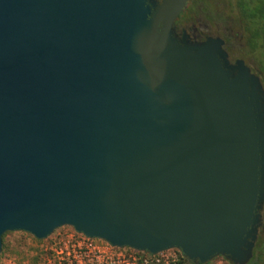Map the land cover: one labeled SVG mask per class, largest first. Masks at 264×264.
I'll use <instances>...</instances> for the list:
<instances>
[{
    "label": "water",
    "instance_id": "water-1",
    "mask_svg": "<svg viewBox=\"0 0 264 264\" xmlns=\"http://www.w3.org/2000/svg\"><path fill=\"white\" fill-rule=\"evenodd\" d=\"M189 0H0L3 236L71 226L247 264L264 208V83Z\"/></svg>",
    "mask_w": 264,
    "mask_h": 264
},
{
    "label": "rangeland",
    "instance_id": "rangeland-1",
    "mask_svg": "<svg viewBox=\"0 0 264 264\" xmlns=\"http://www.w3.org/2000/svg\"><path fill=\"white\" fill-rule=\"evenodd\" d=\"M230 0H209L208 6L203 2L199 4L196 16L199 18L206 33H224L228 38L234 58H241L255 71L264 75V49L256 52L247 47L243 37L244 32L233 23ZM208 10H204V8ZM71 226L56 229L45 239H38L25 231H10L3 236L0 264H60L56 252L61 247H70V238L60 236V233L73 232ZM264 235L261 230L259 235ZM95 239V238H94ZM99 244L106 241L95 240ZM67 243V245L65 244ZM210 264H233L223 256H219L209 262ZM185 264H190L185 262Z\"/></svg>",
    "mask_w": 264,
    "mask_h": 264
},
{
    "label": "built area",
    "instance_id": "built-area-1",
    "mask_svg": "<svg viewBox=\"0 0 264 264\" xmlns=\"http://www.w3.org/2000/svg\"><path fill=\"white\" fill-rule=\"evenodd\" d=\"M59 235L71 239L70 247L56 250L60 264H185L188 260L178 249L151 254L108 242L99 244L76 230Z\"/></svg>",
    "mask_w": 264,
    "mask_h": 264
},
{
    "label": "trees",
    "instance_id": "trees-1",
    "mask_svg": "<svg viewBox=\"0 0 264 264\" xmlns=\"http://www.w3.org/2000/svg\"><path fill=\"white\" fill-rule=\"evenodd\" d=\"M201 2L207 6L209 4V0H191L187 14L192 11L197 12ZM229 4L232 7L231 11L234 13L231 14L232 19L234 18L233 23L238 25L244 32L243 37L247 47L254 52L264 49V0H230ZM204 10H208V7ZM95 240L99 241V239ZM186 261L194 264L188 260ZM247 264H264V235H259L254 255Z\"/></svg>",
    "mask_w": 264,
    "mask_h": 264
},
{
    "label": "flooded vegetation",
    "instance_id": "flooded-vegetation-1",
    "mask_svg": "<svg viewBox=\"0 0 264 264\" xmlns=\"http://www.w3.org/2000/svg\"><path fill=\"white\" fill-rule=\"evenodd\" d=\"M159 1H161V0H159ZM190 5H191V0H189L187 7L185 8V10L182 12V14L179 16V18L176 21V33H177V35L182 36L183 33L186 32L190 35V37L193 40H197V41L205 40L209 36L222 37L225 40L224 47L227 49L231 61L235 62L237 59H239V58H234V54L231 50L230 43L228 42V38L226 37V35H224V33L223 34L222 33H218V34L206 33L203 30L204 26L201 23H198L199 18L196 16L197 15L196 12L192 11V12L187 14V11H188V8ZM183 14H184V16H183ZM253 71L255 73H257L258 75H260V77L264 83L263 73H261V71L260 72L255 71V70H253ZM261 212L263 214V224L260 228V232H261V230L264 231V208L261 210Z\"/></svg>",
    "mask_w": 264,
    "mask_h": 264
}]
</instances>
